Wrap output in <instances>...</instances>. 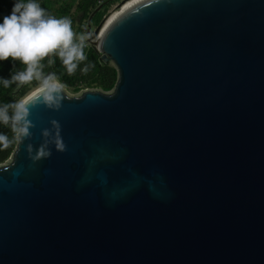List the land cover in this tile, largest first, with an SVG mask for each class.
Masks as SVG:
<instances>
[{
	"label": "water",
	"instance_id": "obj_1",
	"mask_svg": "<svg viewBox=\"0 0 264 264\" xmlns=\"http://www.w3.org/2000/svg\"><path fill=\"white\" fill-rule=\"evenodd\" d=\"M103 22L87 35L112 90L27 96L0 264H264V0H141ZM53 120L65 148L34 160Z\"/></svg>",
	"mask_w": 264,
	"mask_h": 264
},
{
	"label": "clouds",
	"instance_id": "obj_2",
	"mask_svg": "<svg viewBox=\"0 0 264 264\" xmlns=\"http://www.w3.org/2000/svg\"><path fill=\"white\" fill-rule=\"evenodd\" d=\"M87 40V34L73 32L69 18L49 15L38 0H13L10 12L0 18V61L11 58L13 61L19 60L25 67L23 70L10 72L7 77H0V85L5 88L12 84L22 86L36 80L39 86L33 95L40 94L39 102L48 108H58L65 86L58 80L56 73L43 71L41 61L50 54H55L67 73L72 74L80 62L86 60L84 47ZM52 63L49 59L48 64ZM80 70L87 73L89 65L85 64ZM27 99L29 98L0 104V124L9 126L17 141H23L33 134L30 129L34 124L28 118L30 110ZM51 123L52 129L41 130L42 137L46 139L37 148L32 157L34 160L50 155L47 149L50 140L57 149L65 148L59 136L58 123L54 120ZM8 143V138L0 134V144L6 147ZM26 147L29 152L32 151L31 144Z\"/></svg>",
	"mask_w": 264,
	"mask_h": 264
},
{
	"label": "trees",
	"instance_id": "obj_3",
	"mask_svg": "<svg viewBox=\"0 0 264 264\" xmlns=\"http://www.w3.org/2000/svg\"><path fill=\"white\" fill-rule=\"evenodd\" d=\"M38 0L40 6L46 10L49 15L57 18L67 17L71 20V27L75 34H84V27H98L104 20L109 8L114 3L121 0ZM13 0H0V18L7 15L12 6ZM58 4V7H55ZM86 60L80 62L74 73L68 74L64 65L55 54L45 57L41 63L44 65L45 73L54 72L58 80L64 84L65 88L73 93L81 92L87 88H97L104 91L113 89L118 78L117 68L111 62H105L98 48L87 40L84 47ZM53 61L48 64V60ZM89 65L87 73L81 72V68ZM14 65V67H13ZM23 65L19 60L13 61L11 58L0 61V77H7L10 72L23 70ZM36 80L26 83L22 86L12 84L5 88L0 85V104L15 102L23 99L32 86H38ZM11 112V109H9ZM0 134L8 138V145L5 147L0 144V164L7 160L16 148L17 140L14 137L9 126L0 124Z\"/></svg>",
	"mask_w": 264,
	"mask_h": 264
},
{
	"label": "rangeland",
	"instance_id": "obj_4",
	"mask_svg": "<svg viewBox=\"0 0 264 264\" xmlns=\"http://www.w3.org/2000/svg\"><path fill=\"white\" fill-rule=\"evenodd\" d=\"M56 1V0H55ZM125 0H121V1H119V2H117V3H114L113 5H111V7L109 8V10H108V12H107V14L105 15V17H104V22H103V25L105 24V22H107V20L111 17V15L113 14V13H116L117 11H119V10H121V8L123 7V5L125 4V2H124ZM55 7H58V4H55ZM97 28V27H96ZM96 28H93V30H92V32H91V34H93V32H94V30L96 29ZM101 28H102V26H101ZM100 28V29H101ZM94 39V38H93ZM39 86V85H38ZM38 86H32L30 89H29V92L27 93V95L24 97V98H26L29 94H31L32 92H34L35 90H36V88L38 87ZM65 88V87H64ZM66 89V88H65ZM67 91H68V93L69 94H71V95H78V94H80L81 92H78V93H73L71 90H68V89H66ZM23 98V99H24ZM11 157V156H10ZM9 157V158H10ZM9 158L7 159V160H9ZM7 160H5L3 163H1V164H4Z\"/></svg>",
	"mask_w": 264,
	"mask_h": 264
},
{
	"label": "bare ground",
	"instance_id": "obj_5",
	"mask_svg": "<svg viewBox=\"0 0 264 264\" xmlns=\"http://www.w3.org/2000/svg\"><path fill=\"white\" fill-rule=\"evenodd\" d=\"M141 0H127L125 2V4L123 5V7L121 8V10H126L128 9L129 7L133 6L134 4H136L137 2H139ZM121 10L117 11L116 13H113L111 15V17L107 20L106 24H109L111 22V20H113L114 18H116L120 12H122Z\"/></svg>",
	"mask_w": 264,
	"mask_h": 264
},
{
	"label": "built area",
	"instance_id": "obj_6",
	"mask_svg": "<svg viewBox=\"0 0 264 264\" xmlns=\"http://www.w3.org/2000/svg\"><path fill=\"white\" fill-rule=\"evenodd\" d=\"M103 0H99L98 2L101 3ZM89 30V26L88 27H84V34H87Z\"/></svg>",
	"mask_w": 264,
	"mask_h": 264
},
{
	"label": "flooded vegetation",
	"instance_id": "obj_7",
	"mask_svg": "<svg viewBox=\"0 0 264 264\" xmlns=\"http://www.w3.org/2000/svg\"><path fill=\"white\" fill-rule=\"evenodd\" d=\"M92 30H93V28H92Z\"/></svg>",
	"mask_w": 264,
	"mask_h": 264
}]
</instances>
